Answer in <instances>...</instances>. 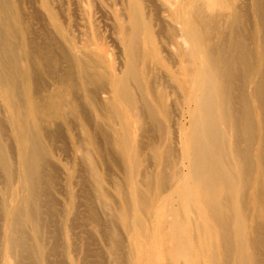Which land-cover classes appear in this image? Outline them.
Returning <instances> with one entry per match:
<instances>
[{"label": "bare ground", "instance_id": "6f19581e", "mask_svg": "<svg viewBox=\"0 0 264 264\" xmlns=\"http://www.w3.org/2000/svg\"><path fill=\"white\" fill-rule=\"evenodd\" d=\"M42 2L41 44L18 0H0L9 11L0 14V264H58L60 244L64 264H86L89 245L75 254L74 242L82 206L110 264H129L132 225L150 240L145 255L139 241L132 264H264V0H122L116 68L91 48L102 45L97 27L82 43ZM109 145L126 177V190L113 181L121 207L106 186ZM76 185L92 188L84 204ZM135 204L172 222L183 260L154 256L160 226L145 228L140 216L129 224Z\"/></svg>", "mask_w": 264, "mask_h": 264}, {"label": "rangeland", "instance_id": "374dc122", "mask_svg": "<svg viewBox=\"0 0 264 264\" xmlns=\"http://www.w3.org/2000/svg\"><path fill=\"white\" fill-rule=\"evenodd\" d=\"M121 1L122 0H51L50 7H51V10H52L53 16L55 18V21L58 22L62 27H66L67 29H69L68 30V33H70V34H77V36H78L77 38L79 40H82V43H86L87 42L86 39L87 40L88 39H92L93 40L94 38H96L95 37V33L93 31L97 27L96 29L98 30V34H99V37L101 39L100 41H101L102 45L92 44L91 48H94L95 47V48H97V49H99V50H101L103 52L104 57H105L104 64L108 68L109 67L110 68H112V67L116 68L119 65L118 61L120 62L121 61L120 59H122V58H120V59L118 58V56L122 57V55H121V51H120L121 50V48H120L121 47L120 40H119L118 34L116 32L117 31V23H118V21H117V13H118V10H119V8L121 6ZM18 3L20 4L21 11H23L24 12V15L27 17L26 22L28 23V25H30V27H31V29L33 31L32 35H31V40H33L35 38L34 40H37L39 43L42 44L43 39L49 33V32H47L48 29L45 26V24L48 25V23H49V20L46 17L48 14H47L46 10L43 7L42 0H18ZM1 13H3L4 15H6V14L9 13V11L7 10L6 12H0V14ZM75 18H76L77 21L75 20ZM2 22H4V21H2ZM7 24H8V20H5V25L4 26L6 27ZM42 24H43V26H42ZM84 25H85V27H84ZM41 29H44V30L42 31ZM44 31H46V32L44 33ZM41 32H42V34H41ZM38 33L40 35H38ZM35 35H38L37 38L35 37ZM41 38H42V41H41ZM88 41L91 42V40H88ZM109 52H110V54H109ZM6 128L8 129V126ZM154 133H153L154 135H157V132H154ZM157 138H159V136H157ZM143 139L148 140L149 138L144 137ZM61 142H58V145L60 147H62V150H66V151H63L64 153L65 152L66 153L64 154V157H62L63 156V154H62L63 152H62V150H60L61 151V153L59 151L60 157H62L63 159L70 160V154L68 152V150L70 149V147H69V149L68 148L67 149L66 148L63 149L64 148L63 147V142L62 143ZM107 143H108V141H107ZM109 147L111 148L112 145H109L108 146V149H110ZM110 152L111 153L114 152V148L112 150H109V154L107 156V159H109V161L107 160L108 163H109L108 164V166H109L108 168L111 169V170L110 169L109 170H110V174H111L112 177L111 176L108 177L109 180L107 179L106 186H107V189L109 190V192H111L112 196L115 197V199L117 201V204L120 205V204H122V199L119 196V188L116 189L114 187L113 184L115 182H113V181H115L114 180V177L118 181H121V184L122 183L124 184V186H123L124 190H126V184H125V180H124V178L126 179V177H125L124 173L120 170L119 166H117V164H115V163H112V160L111 159L114 156V153L115 152L112 153V155L110 154ZM68 157H69V159H68ZM141 168H142V166H141ZM114 172H116V174ZM81 173H83V171H81ZM56 175H55L56 177L54 176V178L56 179V181L55 180L53 181V185L57 189H59V190H61V189L64 190V188L66 186L65 180L63 178L61 179V176L59 175V173L58 174L56 173ZM86 178L87 177H84V179H86ZM62 185H63V187H62ZM85 188L83 190V187L81 188L80 185L74 186V190H80V191L82 190L81 191V194L79 193L81 195L80 196L81 198H80V200H77V202H79V204H81L82 202L84 204V202H86L85 195L84 196L82 195L83 194V191H86L88 189V191H87L88 194H90V195L93 194V193H91L93 191H92V188L90 186H87ZM55 194H56L55 195V201L56 202L53 204V206L58 209V208L61 207L60 206L61 205L60 204L61 203L60 202V200H61L60 198H62V195L59 194V193H55ZM221 194H222V192L219 190L218 196H220ZM92 200L97 201L96 198L94 199V197H91L90 200H88L87 202L92 201ZM97 207H98V209H97ZM120 207H121V205H120ZM135 207H137V208H135ZM81 208L83 209V211L81 210V212H80V208H79V213H80L79 214V217H80V219L77 220L76 226H75L76 229H74L75 232L77 233L76 234L77 237L74 236V242L76 243V247L75 248H76V251H79V253L76 252L75 254H81L82 255L83 251H85L84 249H87L86 247H87V245H89L88 246V248H89L88 254H90V256L87 254V256L85 258L86 259L85 260L86 261V264L88 262L89 263L91 262V264H96V263L98 264V262L100 264H110V258H109L108 255L105 257L106 259L105 258H102L101 259L99 257V255H102V254H100L101 252L104 253L103 255L106 254V252H107V249H106L107 248V242L105 240H102L101 237H100V235L97 233V231H98L97 230V224L95 222L93 223V221H92V217L93 216L91 217V215H92L91 211L89 209L87 210L84 206H82ZM94 208H96L95 209V211H96L95 214H97L98 218L102 219V222L104 221L105 223H108V221H109L108 218H111L109 216V214L106 215L105 214L106 212H104V209L102 207H100V205H96V202L94 204ZM177 208L180 209L182 213L185 212V209L183 210L182 207H179L178 205H177ZM101 211L103 213H101ZM116 212H118V211H115V214H116ZM55 213H56V211H55ZM81 213H85V214H81ZM128 213H129L128 214V216H129V218H128L129 219V224H131V225L135 221V218H137L136 216H140L141 219L143 220L142 222H143V226H145V228H148V227L155 228L157 226H160V227H158V229H159V231L161 233V236L163 238H159V236H158V244L156 245V251L154 252V256L157 259L158 258L167 257V256H172L173 259H180V260H183L184 259V258H182L181 253L180 254H175V251H174L175 250L174 242H173L172 238L169 236V232L172 231L173 225L171 224L172 222L171 223H165V221H163V219L165 218L164 217L165 214L162 215L163 217H161V218H156L155 216H151V215H148L146 213H143L136 204L134 205L133 208H132V206L129 208ZM188 213L189 212L186 211L185 214L188 215ZM99 214H100L101 217L99 216ZM86 215L88 217H86ZM102 217L103 218L105 217V219H103ZM106 217H107V219H106ZM112 218H114V217L112 216ZM81 220L84 222V224L86 226L84 224H82L83 222ZM78 221H80V224H79ZM104 222H103V224H104ZM115 224H116V226H118L121 229L122 232H124V230L122 229L123 225L118 221V219H115ZM53 225H54V227L56 228V230L60 234V231L58 229L61 228V226L63 224L60 221H58V220L56 221V219H55ZM131 228H132V231L127 234V236L128 237H131V238L128 240L124 236V242L125 243H124L123 252H124V254H125V256H126V258L128 260H129V258L133 259V254L135 255L138 252L139 241L144 245V248H141V247L139 248V251H142L143 254L144 253L145 254H148L149 253V246H150V242H149L150 240L147 237H143V236L138 237L137 236L138 234H136V233L133 232V230L135 229V231H136L137 228L134 227L133 225L131 226ZM82 230H85L84 232L87 231L86 233L88 235L85 234L84 232H82ZM61 233H62V235L61 234L60 235L62 236V239L64 240V235H63L62 230H61ZM93 234L96 236L97 239L95 238V236ZM60 235H58V236L60 237ZM85 236H86V239H85ZM89 238L91 240L94 239L96 241L94 242V240H93V242L90 243L89 241H91V240ZM84 240H86V242H84ZM87 241L90 244L87 243ZM59 243H61L60 240H58V244ZM96 243H98V244H96ZM83 246H84V248H83ZM90 246H91V248H90ZM98 246H99V248H96ZM93 247L96 248V250ZM91 249L94 250V252H96L95 255H94V253H93V251ZM59 250L61 251V244L59 245ZM60 251H58L59 252L58 253L59 254L58 255L59 258H58L57 261H59L58 264H64L65 262L63 263V261H61V260H64V259L62 258ZM86 251L84 252L85 255H86ZM121 251H122V249H121ZM121 251L119 250V252H121ZM97 252H99V253H97ZM92 253H93V255H92ZM85 255H83V256H85ZM94 256H96V257H94ZM77 257L80 260V257L81 256L76 255V260L78 261ZM91 257H93V258H91ZM54 259H56V257H54ZM92 259L93 260L95 259L96 262H93L92 263ZM103 259H105L106 261L105 260L103 261ZM131 259L128 261L129 264H132V263H130L131 262ZM144 259H145L144 256L142 258L139 257V256L137 257L138 262L140 260L143 261ZM12 262H13V260H12Z\"/></svg>", "mask_w": 264, "mask_h": 264}]
</instances>
